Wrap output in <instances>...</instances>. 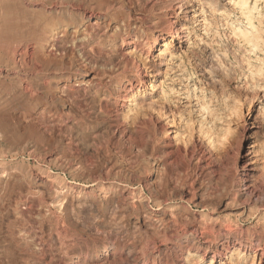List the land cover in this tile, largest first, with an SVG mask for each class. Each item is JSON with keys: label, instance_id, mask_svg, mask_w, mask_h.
I'll use <instances>...</instances> for the list:
<instances>
[{"label": "rangeland", "instance_id": "rangeland-1", "mask_svg": "<svg viewBox=\"0 0 264 264\" xmlns=\"http://www.w3.org/2000/svg\"><path fill=\"white\" fill-rule=\"evenodd\" d=\"M183 1L0 0V264H264V0Z\"/></svg>", "mask_w": 264, "mask_h": 264}, {"label": "bare ground", "instance_id": "bare-ground-1", "mask_svg": "<svg viewBox=\"0 0 264 264\" xmlns=\"http://www.w3.org/2000/svg\"><path fill=\"white\" fill-rule=\"evenodd\" d=\"M249 1L250 0H235L234 2H235V5L237 6V7H239V9H240V13H242L241 15H244L245 17H246V22H248V24L249 25H252L251 24V21H252V23H253V20H252V18H251V15H253L252 14V9L250 8V6H249ZM259 1V0H258ZM261 1V0H260ZM254 2V1H253ZM260 3V2H259ZM256 4V3H255ZM176 5L180 8V12L183 14L181 17H179V16H175V17H173V19L171 20V25H172V27H173V30H174V32L172 33H169L170 34V36H168V38H164V45H163V48H162V50H161V58H162V60H165L166 59V56L169 54V52L171 51V49H172V47H173V43L181 36V34L182 33H184L186 30H187V25H185L182 21V18L185 16V14H186V9H185V7H184V1L183 0H177V3H176ZM258 5V4H257ZM101 8V7H100ZM253 8V7H252ZM255 8V7H254ZM258 8V7H257ZM100 10V9H99ZM255 10V9H254ZM179 23V25H180V27L179 28H176V24H178ZM247 25V24H246ZM171 27V26H170ZM255 28V27H254ZM90 30H87L86 31V33H85V35H84V38H83V36H82V38L83 39H81L80 41H78L77 43L78 44H80L81 46H83V45H85V44H87V43H89V44H91V43H93L94 41H95V32L97 31V29H98V26H97V24L96 23H92L91 24V28H89ZM255 30V29H254ZM247 32V31H246ZM246 32H244V31H241L240 29H238V34L239 35H241V37H242V39L244 38L245 40H247V41H251L250 40V37H249V35H250V33L249 34H247ZM251 32V31H250ZM252 33V32H251ZM256 35V34H255ZM238 36V35H237ZM55 37V36H54ZM258 37V36H257ZM162 37L160 36V37H155L153 40H152V42H151V44H152V47H156L157 45H158V42H160V39H161ZM253 37H251V39H252ZM180 39V38H179ZM254 39V38H253ZM252 39V40H253ZM59 39H54L53 38V42L55 43V44H53V49H56V50H58L57 52H59V51H64L65 50V48H64V46L62 45V43H60L59 44V42H60V40L58 41ZM66 42H67V40H65ZM111 42V41H110ZM252 42V41H251ZM257 42V41H256ZM255 42V43H256ZM65 43V42H64ZM73 43V42H72ZM76 43V44H77ZM66 44H69V43H66ZM75 44V43H74ZM253 44V43H252ZM257 44V43H256ZM255 44V45H256ZM65 45V44H64ZM130 45V44H129ZM128 45V46H129ZM248 45H250V44H248ZM254 45V44H253ZM257 46V45H256ZM69 47H72V46H69ZM87 48V47H86ZM92 50V49H91ZM55 51V50H54ZM65 52V51H64ZM63 53V52H62ZM144 83V81H143V78L142 77H139L138 78V84H137V86H134V89H139V87L142 85ZM96 85V84H95ZM98 88V87H97ZM101 88V87H100ZM102 89V88H101ZM124 90L126 93H125V95L123 96V99H122V102H123V106H125L128 102H130V101H132V99H131V97H132V93H134V91L135 90ZM70 90V89H69ZM73 90H70V92L69 93H71ZM74 92V91H73ZM76 94V93H75ZM70 95H73V94H70ZM72 97H74V96H72ZM77 100V99H76ZM75 100V101H76ZM80 104V103H79ZM46 112V111H45ZM83 120V119H82ZM84 121V120H83ZM79 123H82V121H80ZM82 125H83V123H82ZM86 125V124H85ZM85 125H83V126H85ZM89 127V126H88ZM81 128V127H80ZM82 129H83V127H82ZM88 129V128H87ZM239 252L240 250H239V248H236V247H234V248H232L230 251H229V255H230V257H232V255L234 254V253H236V252ZM212 264H213V262L215 261V255L212 257Z\"/></svg>", "mask_w": 264, "mask_h": 264}]
</instances>
